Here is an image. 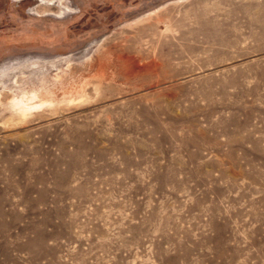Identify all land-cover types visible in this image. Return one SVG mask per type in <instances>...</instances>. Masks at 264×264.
<instances>
[{
    "label": "rangeland",
    "instance_id": "1",
    "mask_svg": "<svg viewBox=\"0 0 264 264\" xmlns=\"http://www.w3.org/2000/svg\"><path fill=\"white\" fill-rule=\"evenodd\" d=\"M0 264H264V0H0Z\"/></svg>",
    "mask_w": 264,
    "mask_h": 264
},
{
    "label": "bare ground",
    "instance_id": "2",
    "mask_svg": "<svg viewBox=\"0 0 264 264\" xmlns=\"http://www.w3.org/2000/svg\"><path fill=\"white\" fill-rule=\"evenodd\" d=\"M157 67H158V66H154V67H153V65H151V66L148 67V71L151 70V68H152V70H155V68H157ZM143 68H144V67H143ZM145 69H146V68H145ZM145 69H144V70H145ZM144 72H145V71H144ZM150 85H152V83H151ZM28 107H29V106H28ZM26 110H28V108H25L24 111H23V109L20 110V111L25 112ZM27 113H28V112H27ZM21 114H22V113H21ZM22 115H23V114H22Z\"/></svg>",
    "mask_w": 264,
    "mask_h": 264
}]
</instances>
